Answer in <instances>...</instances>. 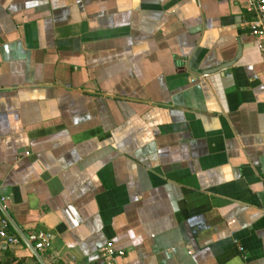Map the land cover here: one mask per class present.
Returning <instances> with one entry per match:
<instances>
[{
  "label": "crops",
  "instance_id": "1",
  "mask_svg": "<svg viewBox=\"0 0 264 264\" xmlns=\"http://www.w3.org/2000/svg\"><path fill=\"white\" fill-rule=\"evenodd\" d=\"M243 4L0 0V211L20 239L0 264H99L107 241L112 264H264Z\"/></svg>",
  "mask_w": 264,
  "mask_h": 264
},
{
  "label": "built area",
  "instance_id": "2",
  "mask_svg": "<svg viewBox=\"0 0 264 264\" xmlns=\"http://www.w3.org/2000/svg\"><path fill=\"white\" fill-rule=\"evenodd\" d=\"M244 9L248 12V18L244 20L248 32L253 37L256 48L261 52L264 58V0H244ZM205 73H200L201 77ZM190 81L195 77L190 76ZM51 234L45 230H28L26 239L32 243L33 248L42 251L49 246ZM20 242L19 237L9 230V224L6 216L0 211V248L10 245H16ZM100 258L99 264H112L116 255L122 253L121 249H115L109 241L101 244L97 248ZM97 264V263H95Z\"/></svg>",
  "mask_w": 264,
  "mask_h": 264
},
{
  "label": "water",
  "instance_id": "3",
  "mask_svg": "<svg viewBox=\"0 0 264 264\" xmlns=\"http://www.w3.org/2000/svg\"><path fill=\"white\" fill-rule=\"evenodd\" d=\"M221 66H223V64H221V65H219V66H216V67H221Z\"/></svg>",
  "mask_w": 264,
  "mask_h": 264
}]
</instances>
